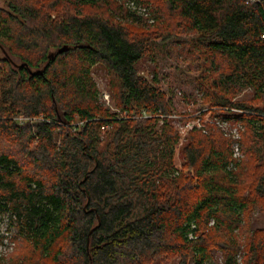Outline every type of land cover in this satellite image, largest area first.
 Here are the masks:
<instances>
[{
  "label": "trees",
  "instance_id": "16d2710c",
  "mask_svg": "<svg viewBox=\"0 0 264 264\" xmlns=\"http://www.w3.org/2000/svg\"><path fill=\"white\" fill-rule=\"evenodd\" d=\"M7 3L0 8V215L31 244V263L60 264L70 248L72 264H153L174 255L180 264H208L214 249L224 264H240L239 255L264 264V230L250 228L251 211L264 206V0ZM183 34L191 36L180 45L202 59L196 80L209 112L247 129L245 149L257 163L248 186L229 139L204 122L211 130L192 133L177 166L170 99L158 74L148 79L139 68L155 56L159 37L166 47ZM97 64L111 76L119 112L99 101ZM243 89L252 90V102L235 100ZM23 115L35 124L20 125ZM10 136L30 166L1 147Z\"/></svg>",
  "mask_w": 264,
  "mask_h": 264
},
{
  "label": "rangeland",
  "instance_id": "374dc122",
  "mask_svg": "<svg viewBox=\"0 0 264 264\" xmlns=\"http://www.w3.org/2000/svg\"><path fill=\"white\" fill-rule=\"evenodd\" d=\"M0 8H8L7 0H0ZM184 35V36H183ZM179 37L176 36L173 40L168 42L166 47H163L164 41L161 37L157 39V50L155 56L146 57L140 64V73L146 78H152L153 74H158L159 87L167 93L170 99L172 114L169 118L171 124L179 132L180 139L175 148L176 163L179 168H182L185 161L183 157V149L190 142L192 133L195 130H208L203 128L200 122L206 123L210 128L215 129L223 138L229 139L232 147L238 144L240 147L239 164L242 171L246 174L244 184H250L254 169H256V161L253 156H250L245 147L246 141V127L238 120L225 121L218 115L209 112L210 105L204 101L203 92L199 89L196 77L202 74L203 65L202 59L195 53H189V44L185 46L180 45V41L190 38L191 35L183 34ZM167 42V41H166ZM0 56L3 54L0 52ZM20 62L18 58L14 59ZM93 78L99 90V101L104 107L109 108L110 112H119V108L115 105L113 98L110 74L107 68L102 64H97L92 68ZM254 93L250 89H243L236 97L235 100H244L252 102ZM207 113L203 115L202 121L198 117L201 112ZM16 120L20 125L35 124L34 120L29 117L20 116ZM162 122L159 123V126ZM209 128L208 131L211 129ZM205 133V131H202ZM238 134V135H237ZM105 136V134H104ZM235 136V137H234ZM7 138V140H6ZM4 138L2 148H7L23 154L24 165L30 166L29 159L22 150V145L15 137ZM37 143L34 141L29 145V148L34 150ZM255 166V167H254ZM239 168V167H238ZM237 168V170H238ZM184 172H189L184 170ZM244 194L249 192V189H244ZM252 221L250 222L251 231L264 230V206L255 208L251 211ZM8 228L11 231H8ZM0 232L4 234L3 241L0 242V264H32L31 261L36 256L32 252V246L24 238L21 239L17 236L16 229L8 219L7 215H0ZM246 232V231H245ZM70 251V253H69ZM67 254L71 255L70 248L66 249ZM62 257L60 264H72L68 261L70 258ZM240 264H248L243 259L242 255L238 256ZM181 259L178 255H174L165 260H158L153 264H180ZM42 264H55L50 259H44ZM188 264H195L192 260ZM208 264H224L223 253L220 250H213V261Z\"/></svg>",
  "mask_w": 264,
  "mask_h": 264
},
{
  "label": "built area",
  "instance_id": "2783aa9c",
  "mask_svg": "<svg viewBox=\"0 0 264 264\" xmlns=\"http://www.w3.org/2000/svg\"><path fill=\"white\" fill-rule=\"evenodd\" d=\"M130 6H131V8L132 9H134V10H138L139 12H141V13H145L146 15H148V11L146 10V8H144V7H137L135 4H134V2H131L130 3ZM200 124H201V122H200ZM201 126L203 127V125L201 124ZM238 135V134H237ZM235 137V136H234ZM240 155V147H239V145L238 144H235V146H234V148H233V157L235 158V160H238L239 161V158H238V156Z\"/></svg>",
  "mask_w": 264,
  "mask_h": 264
},
{
  "label": "water",
  "instance_id": "95a60500",
  "mask_svg": "<svg viewBox=\"0 0 264 264\" xmlns=\"http://www.w3.org/2000/svg\"><path fill=\"white\" fill-rule=\"evenodd\" d=\"M62 50H60V52H61Z\"/></svg>",
  "mask_w": 264,
  "mask_h": 264
}]
</instances>
